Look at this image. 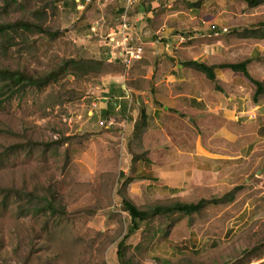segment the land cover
Wrapping results in <instances>:
<instances>
[{
    "label": "rangeland",
    "instance_id": "1",
    "mask_svg": "<svg viewBox=\"0 0 264 264\" xmlns=\"http://www.w3.org/2000/svg\"><path fill=\"white\" fill-rule=\"evenodd\" d=\"M60 2L0 0V23L37 22L48 33H57L54 37L17 35L12 47L0 51V67L41 74L54 69L62 59L102 57L82 49L93 40H97L95 46L103 41L99 34H90L91 25L100 18L68 7L60 11ZM250 10L256 16L253 25L260 22L263 26L264 3ZM98 22L113 27L116 18ZM248 54V47L243 46L236 57L228 56L227 60H245ZM106 64L101 74L68 76L40 90L24 88L10 98L0 97V188L50 194L57 206L56 213L34 214L25 211L22 199L0 193V264H162L154 256L162 253L166 244L156 241L155 235L158 229L167 236L170 219H150L125 239L131 225L120 209V198L127 197L128 182L138 180L144 158L152 170L165 171V166L173 165L186 175L192 161L179 159L175 148L180 149L181 144L174 134L181 133L182 140L188 142L194 131L182 116L160 133L143 134L141 141L135 137L130 140L132 127L128 133L115 126L106 128L107 120L92 104L105 94L110 78L127 71L120 63ZM240 172L241 176L234 179L237 191L226 184L228 172L214 192H194L181 177L177 184L184 192L177 199L137 197L134 201L139 209H146L205 199L207 204L191 220L197 231L213 234L251 199L260 218L220 247V264H259L264 261V187L255 189L253 180L256 175L264 179V150L243 162ZM161 175L157 181L170 184L171 178L163 172ZM229 192L238 202L228 209L232 200L221 198ZM176 218L184 221L186 217L179 214Z\"/></svg>",
    "mask_w": 264,
    "mask_h": 264
},
{
    "label": "crops",
    "instance_id": "2",
    "mask_svg": "<svg viewBox=\"0 0 264 264\" xmlns=\"http://www.w3.org/2000/svg\"><path fill=\"white\" fill-rule=\"evenodd\" d=\"M56 2H60L57 5L60 11L68 7L79 14L100 18L91 25L90 34H99L103 41L95 46L97 40H93L82 49L88 53L96 51L102 55L96 60L109 63L112 43L106 36L116 31L125 0ZM263 3L249 6L244 0H138L129 11L131 31L144 43V54L126 68V73L109 79L105 94L96 98L97 104L93 103L92 107L102 119V114H110L106 122L111 125L106 128L115 126L128 133L132 127L130 140L134 139V125L142 114L146 116L145 127L139 138H135L140 141L147 132L157 134L171 127V121L180 116L194 131L188 142L182 140L181 133L174 134L180 139V149L175 148L179 159L192 161L186 175L173 165L165 166V171L152 170L147 165L148 159H143L138 180L126 185V196L136 207L137 197L177 199L184 192V187L177 184L181 177L194 192H214L229 172L226 184L230 183L234 187L232 191H237L234 179L241 176L240 166L264 150V94L254 100L255 86L240 72L215 69L211 81L190 65L240 63L245 60H227V57H236L247 46V59H250L247 72L264 85V24L260 26L259 22L254 26L251 21L256 16L250 12ZM114 17L113 27H103L98 22ZM162 172L171 178L170 184L157 181ZM253 184L255 189L262 188L264 179L256 175ZM231 200L228 209L238 202ZM178 215L158 216H167L171 221L166 237L158 229L155 235L156 241L166 244L165 250L154 256L162 264H220V247L260 218L251 199L213 234L197 231L191 220L194 215L180 214L186 217L184 221H179ZM142 224L128 237L140 231Z\"/></svg>",
    "mask_w": 264,
    "mask_h": 264
},
{
    "label": "trees",
    "instance_id": "3",
    "mask_svg": "<svg viewBox=\"0 0 264 264\" xmlns=\"http://www.w3.org/2000/svg\"><path fill=\"white\" fill-rule=\"evenodd\" d=\"M6 1V0H4ZM249 6L258 5L264 0H244ZM42 17V16H40ZM48 34L51 37L57 36V33H48L41 24L37 22H28L25 20H17L15 22L0 23V51L5 52L15 42V37L22 34ZM250 59H245L236 64H221L218 66H206L204 64L191 63L190 65L196 70L205 74L206 78L214 80L215 69H230L235 72H240L245 76L254 86L255 92L253 99L257 96L264 94V85L258 81L253 80L246 69ZM106 62L103 60H91L82 58H66L62 59L60 63L52 70L43 72L41 74H31L23 69H12L9 67H0V97L5 96L10 98L15 92L24 88H35L40 90L45 86L56 83L59 79L72 76L74 78L85 77L88 75H97L105 72ZM110 108H112L110 106ZM110 114H102L103 118L107 120ZM146 116L142 114L141 119L136 122L133 129L135 138H139L145 127ZM130 182V181H129ZM128 182V183H129ZM2 195H11L23 200L25 211L33 212L34 214L42 212H50L51 214L57 212V206L55 205V199L52 195L48 194L37 195L25 190H19L15 188H0ZM233 193L229 192L221 199H228L231 201ZM121 196V195H120ZM120 209L124 212L130 220V228L125 236V239L139 228V225L145 221L153 219L162 215L169 214H182L191 216L197 214L207 204V200L200 199L195 203H183L173 202L170 204H158L146 209H139L136 207L127 197L124 195L120 198ZM214 201V200H212ZM217 200H215L216 202ZM124 239V241H125ZM123 242L118 244V248H122ZM117 257L121 260V250L117 251ZM264 264V261L259 263Z\"/></svg>",
    "mask_w": 264,
    "mask_h": 264
},
{
    "label": "built area",
    "instance_id": "4",
    "mask_svg": "<svg viewBox=\"0 0 264 264\" xmlns=\"http://www.w3.org/2000/svg\"><path fill=\"white\" fill-rule=\"evenodd\" d=\"M90 0H85L88 3ZM138 0H125L124 11L120 18V23L115 32L106 36L112 48L108 56L109 63H120L123 67L129 68L134 62L142 59L144 54V43L140 37L131 31L128 14L134 8ZM226 32L225 29L222 30ZM182 41V40H181ZM111 125L110 122L107 123Z\"/></svg>",
    "mask_w": 264,
    "mask_h": 264
}]
</instances>
